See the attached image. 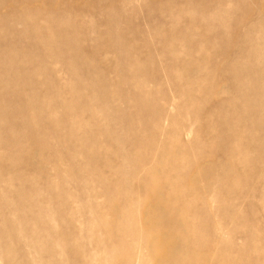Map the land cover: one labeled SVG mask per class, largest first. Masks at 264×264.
I'll list each match as a JSON object with an SVG mask.
<instances>
[{
    "label": "rangeland",
    "instance_id": "obj_1",
    "mask_svg": "<svg viewBox=\"0 0 264 264\" xmlns=\"http://www.w3.org/2000/svg\"><path fill=\"white\" fill-rule=\"evenodd\" d=\"M0 264H264V0H0Z\"/></svg>",
    "mask_w": 264,
    "mask_h": 264
}]
</instances>
